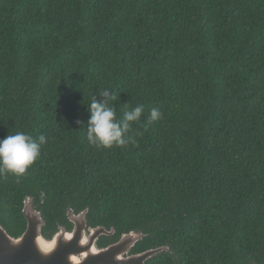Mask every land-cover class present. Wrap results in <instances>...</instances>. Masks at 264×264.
Instances as JSON below:
<instances>
[{
	"label": "trees",
	"instance_id": "obj_1",
	"mask_svg": "<svg viewBox=\"0 0 264 264\" xmlns=\"http://www.w3.org/2000/svg\"><path fill=\"white\" fill-rule=\"evenodd\" d=\"M105 89L117 119L144 106L135 144L87 143ZM18 131L47 142L0 176L9 236L29 199L45 239L86 211L114 230L98 248L166 249L145 264H264V0H0V139Z\"/></svg>",
	"mask_w": 264,
	"mask_h": 264
},
{
	"label": "water",
	"instance_id": "obj_2",
	"mask_svg": "<svg viewBox=\"0 0 264 264\" xmlns=\"http://www.w3.org/2000/svg\"><path fill=\"white\" fill-rule=\"evenodd\" d=\"M22 215L26 226L16 238L0 225V264H145L165 248L151 249L130 255L141 234L129 232L104 248L97 247L102 236L110 237L114 230L103 227L87 228L86 211L69 214L71 230L59 226L50 239L42 236L44 221L40 212L25 199Z\"/></svg>",
	"mask_w": 264,
	"mask_h": 264
},
{
	"label": "clouds",
	"instance_id": "obj_3",
	"mask_svg": "<svg viewBox=\"0 0 264 264\" xmlns=\"http://www.w3.org/2000/svg\"><path fill=\"white\" fill-rule=\"evenodd\" d=\"M96 96L101 97L97 102ZM113 98L110 90H99L88 105L89 120L86 127V140L90 146L110 149L126 147L136 143L137 132L130 135L133 123L140 122L144 112L143 105L127 110L117 119L114 107L109 105ZM162 118L158 108H152L149 113V122H156ZM79 124V121H77ZM47 142L45 135L38 138L24 132H16L0 139V176H23L41 154L42 146Z\"/></svg>",
	"mask_w": 264,
	"mask_h": 264
}]
</instances>
